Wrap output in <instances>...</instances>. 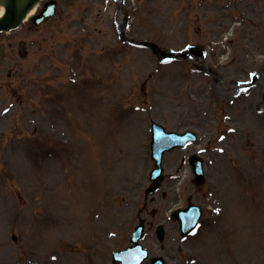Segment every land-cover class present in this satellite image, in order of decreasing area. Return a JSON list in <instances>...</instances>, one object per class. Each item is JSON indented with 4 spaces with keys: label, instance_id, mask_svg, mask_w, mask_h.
Returning a JSON list of instances; mask_svg holds the SVG:
<instances>
[{
    "label": "rangeland",
    "instance_id": "obj_1",
    "mask_svg": "<svg viewBox=\"0 0 264 264\" xmlns=\"http://www.w3.org/2000/svg\"><path fill=\"white\" fill-rule=\"evenodd\" d=\"M134 40L207 56L161 64ZM151 120L225 137L220 207L187 239L167 220L177 184L144 197ZM263 182L264 0H58L43 25L0 33V264H110L145 203L168 264H264Z\"/></svg>",
    "mask_w": 264,
    "mask_h": 264
},
{
    "label": "water",
    "instance_id": "obj_2",
    "mask_svg": "<svg viewBox=\"0 0 264 264\" xmlns=\"http://www.w3.org/2000/svg\"><path fill=\"white\" fill-rule=\"evenodd\" d=\"M35 2L36 0H28L26 5L22 7H18L16 0H6L5 7L7 9V13L5 17L0 20V29L9 30L11 28L16 27L20 23V21L22 20L26 12L30 9V7ZM52 8H54V5L52 6ZM51 14H52L51 9L47 7L42 12V15L39 18L41 19ZM150 47L152 48L153 52L156 53L161 59L172 56L170 52H162L153 44H150ZM194 50H195L194 48L190 49V51H194ZM154 133L155 135H154L153 143H154L155 158H157V161L159 162L160 154H162L164 150L169 148V147H164L168 143L166 139L168 140V137L173 138L174 136H168L164 134L163 131H161L159 127H156L154 129ZM174 139L176 141L183 140L184 137H181V138L175 137ZM161 147L163 148L161 149ZM180 220L182 222L183 230L185 228L187 229L188 227H191L194 225V223H189V217L187 215L182 216ZM139 231H140V227L137 228L135 236L132 238V242H134L136 245L134 247H131L129 250H125L123 252H120L119 254H116L114 258V264H117V262H121L122 264H132L130 261V259H132L131 258L132 253L135 252V253L141 254L140 252L141 250L139 246L137 245V239L140 235ZM138 258H139V255H136L135 259H138ZM141 258H143V255Z\"/></svg>",
    "mask_w": 264,
    "mask_h": 264
},
{
    "label": "flooded vegetation",
    "instance_id": "obj_3",
    "mask_svg": "<svg viewBox=\"0 0 264 264\" xmlns=\"http://www.w3.org/2000/svg\"><path fill=\"white\" fill-rule=\"evenodd\" d=\"M194 195H196V199L199 198V200H201L204 204H205L207 201L210 200V195H209V193H207V197H205V195H203V196H199V191L196 190L195 193H194ZM189 199H192V196L189 197Z\"/></svg>",
    "mask_w": 264,
    "mask_h": 264
},
{
    "label": "bare ground",
    "instance_id": "obj_4",
    "mask_svg": "<svg viewBox=\"0 0 264 264\" xmlns=\"http://www.w3.org/2000/svg\"><path fill=\"white\" fill-rule=\"evenodd\" d=\"M3 1L4 0H0V19L3 17L4 15V7H3ZM20 2H25L26 0H19ZM35 11V8H33L28 15H32V13Z\"/></svg>",
    "mask_w": 264,
    "mask_h": 264
}]
</instances>
